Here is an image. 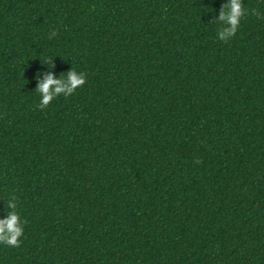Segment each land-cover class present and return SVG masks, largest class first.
<instances>
[{
	"label": "trees",
	"instance_id": "16d2710c",
	"mask_svg": "<svg viewBox=\"0 0 264 264\" xmlns=\"http://www.w3.org/2000/svg\"><path fill=\"white\" fill-rule=\"evenodd\" d=\"M229 3L0 0V264H264V0L223 41Z\"/></svg>",
	"mask_w": 264,
	"mask_h": 264
},
{
	"label": "clouds",
	"instance_id": "9594fccd",
	"mask_svg": "<svg viewBox=\"0 0 264 264\" xmlns=\"http://www.w3.org/2000/svg\"><path fill=\"white\" fill-rule=\"evenodd\" d=\"M245 15V10L242 5V0H230L229 4L224 5L220 12L219 21L224 22L229 27H225L219 31V39L227 41L233 37L239 27L241 18ZM215 23V21H213ZM56 32L51 33V37H54ZM50 37V38H51ZM50 63V61L45 62ZM68 79L65 81L63 77L61 79H55L51 74L40 82L37 87V92L43 94L41 103L38 105L40 109H45L50 102L60 94L66 96L72 95L75 90L82 87L86 83V77L84 73L79 75L73 69L69 71ZM53 86H55L53 88ZM7 207L11 208L12 211L8 213L6 219H0V244H4L8 247H19L23 235L22 221L19 213L16 211L17 203L15 200L8 201Z\"/></svg>",
	"mask_w": 264,
	"mask_h": 264
}]
</instances>
